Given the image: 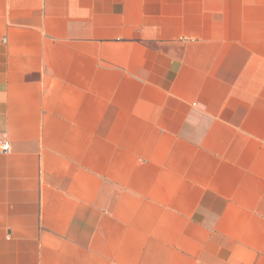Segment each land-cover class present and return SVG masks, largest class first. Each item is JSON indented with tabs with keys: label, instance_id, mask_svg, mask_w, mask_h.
Wrapping results in <instances>:
<instances>
[{
	"label": "crops",
	"instance_id": "obj_1",
	"mask_svg": "<svg viewBox=\"0 0 264 264\" xmlns=\"http://www.w3.org/2000/svg\"><path fill=\"white\" fill-rule=\"evenodd\" d=\"M0 264H264V0H0Z\"/></svg>",
	"mask_w": 264,
	"mask_h": 264
},
{
	"label": "built area",
	"instance_id": "obj_2",
	"mask_svg": "<svg viewBox=\"0 0 264 264\" xmlns=\"http://www.w3.org/2000/svg\"><path fill=\"white\" fill-rule=\"evenodd\" d=\"M7 148H8V143L5 142V143L2 145V149H3V150H6Z\"/></svg>",
	"mask_w": 264,
	"mask_h": 264
}]
</instances>
